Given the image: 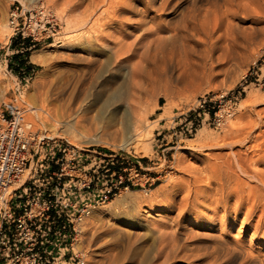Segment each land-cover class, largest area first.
I'll return each instance as SVG.
<instances>
[{"label": "rangeland", "instance_id": "rangeland-1", "mask_svg": "<svg viewBox=\"0 0 264 264\" xmlns=\"http://www.w3.org/2000/svg\"><path fill=\"white\" fill-rule=\"evenodd\" d=\"M12 1L0 0V21L6 22ZM26 1L30 6L43 3L51 7L64 21L59 33L61 43H53L51 50L55 52L49 62L43 66L32 61L34 51L47 48L49 44H42L29 56L36 70L25 93L34 91L37 76L44 71L47 84L40 89V97L30 102L44 106L58 122H55L57 129L48 126L45 130L57 131L59 136L56 137L64 136L78 146L119 150L131 158H142L147 175L163 170L160 180L152 186L144 183L146 177H143L141 184H131L127 189L122 187L104 202L99 198L103 189L99 183L95 196L93 192L90 196L82 194L81 197L86 196L83 203L91 205L77 221L84 206L79 197L71 199L67 222L70 228L74 223L76 231L67 238V255L59 257L56 264H187L181 257L185 252L192 255V262L188 264H240L242 260L235 257L230 241L249 245L255 255L264 259L261 211L246 221L248 204L245 203L233 218L218 203L222 199L233 203L236 189H240L238 194L246 195L245 190L251 189L250 185L256 182L243 180L247 185L225 184L218 192L212 184H207L212 181L213 164L226 161L229 148L187 150L190 168L180 169L176 164L180 148L197 144L200 134L208 138L251 134L258 136L259 143L264 141V2L256 8L249 6L250 11L248 7L240 11L224 38L220 37L223 33L215 15L209 20L199 15L200 8L209 6L197 0H168L161 11L157 10L155 0ZM72 14L82 17L80 20L90 19L91 23L85 30L65 37L63 33ZM207 31H212V36ZM158 33L164 37L161 43L156 37ZM3 38H0L2 46L8 42V37ZM4 50L6 48L0 49L2 72H5L1 56ZM137 64L139 70L134 82L132 67ZM7 73L8 77L15 78L13 72ZM8 77L5 76L0 84V101L6 100L16 87ZM239 87L244 93L235 109L238 120L233 133L228 131V124L221 129L204 126L178 145L163 142L159 147L156 128L163 124L160 119L172 114L175 106L205 92ZM134 109L137 112L147 109V124L152 131L145 144L130 141L125 146L113 145L118 141L123 144L131 137ZM27 118L36 128L44 129L32 118ZM49 119L52 121L48 116ZM144 146L147 152L142 151ZM243 146L238 144L233 150L244 155L246 146ZM162 153L167 158L166 163L159 156ZM171 190L178 193L176 204L169 206L166 201ZM186 196L188 199L184 200ZM165 209L171 211L167 212V220L158 219L156 213H163ZM96 210L98 214L93 213ZM200 214L213 223H224L225 229L220 235L216 230H208ZM89 216H93V223L90 220L87 225H81ZM159 249L166 255L157 256Z\"/></svg>", "mask_w": 264, "mask_h": 264}, {"label": "built area", "instance_id": "built-area-1", "mask_svg": "<svg viewBox=\"0 0 264 264\" xmlns=\"http://www.w3.org/2000/svg\"><path fill=\"white\" fill-rule=\"evenodd\" d=\"M6 23L10 35L0 45L6 48L1 56L5 70L13 72L18 81L11 95L0 101V264H56L67 255V238L76 231L74 223L70 228L67 222L71 199L79 197L84 206L77 221L91 205L83 203L85 195L93 192L95 196L99 183L103 189L98 195L104 202L122 187L141 184L143 177L152 186L163 170L147 175L142 158H131L119 150L77 146L64 136L54 137L36 128L27 118L23 100L36 70L27 68L29 56L42 44L61 43L63 21L43 3L24 7L14 0L7 9ZM15 54L21 55L22 65L13 58ZM243 93L241 87L205 92L178 104L156 128L159 147L163 142L178 145L204 126L221 129ZM159 156L167 162L165 154Z\"/></svg>", "mask_w": 264, "mask_h": 264}, {"label": "bare ground", "instance_id": "bare-ground-1", "mask_svg": "<svg viewBox=\"0 0 264 264\" xmlns=\"http://www.w3.org/2000/svg\"><path fill=\"white\" fill-rule=\"evenodd\" d=\"M15 1L20 2L24 7H30L29 3H27L26 0H15ZM167 1L168 0H155V6L157 7V10L161 11V10L165 9L166 5H168ZM197 2H201V3L209 6V7L204 8V9L198 7V9L200 8L199 15H202V17H204L205 20L206 19L209 20V18L212 14L215 15L214 19L216 20L217 26L222 30V33H223L220 35V37L226 38L227 33H228L229 29L232 27L233 21L236 20V17L239 14V12L240 11L242 12V10L246 9L247 7H248L247 10L250 11L249 6H251V5H255V7L251 6V8H256L257 5L259 7V4L263 3L264 0H197ZM120 3H121V1H120ZM34 5H36V4H34ZM34 5H32V6H34ZM196 6L194 5L193 8L197 9ZM190 12H192V11H190ZM74 15H77V14H74ZM72 16H73V14H72ZM72 16L71 17L69 16L70 19L67 18V20L68 19L69 20L67 21L66 30L63 33V35L65 37L72 36V34L78 32V31L85 30L88 27L89 23H91L90 19H87V20L81 19L80 20L79 18H82V17H79L78 15H77V17H79V18H76V16H73V17ZM234 23H236V22H234ZM8 32H9V27H8L7 23L5 22V20L0 21V38L2 39V37H4V38L8 37L7 36ZM219 33H220V31H219ZM207 34L211 35L212 31H207ZM192 35H194V34H192ZM162 36L159 33H158V36L156 34L157 40L160 43L162 41H164V39H163L164 37H162ZM107 37H108V35H107ZM52 46H54L53 43L49 44L47 48L34 51V53L32 55V61L45 66L49 62V60L51 58V54L53 52H55V49L51 50ZM132 68H133L132 79L135 82L136 78H137V70H139L138 64L136 66H133ZM3 69L5 70V64L3 66ZM5 76L8 77L7 71L6 70H5V72L0 71V84H2V81L5 79ZM8 78L10 81H13L15 83V85L17 84L15 78L12 75H10V77H8ZM46 78H47L46 73L44 71L40 72L37 76L36 81H35L36 86H35L34 91H28L26 93L24 92L23 100L26 104L25 110L27 113V117L32 118V120H34L35 122H37L41 126H43L44 130L48 126L53 128V129H57V124H56V123H58L57 119H55L54 116L51 115V113L48 110H46L44 108V106H42L41 104L36 105L34 102H32L34 104H32L30 102V100H34L37 97H40L39 92H40V89L42 88V86L47 82ZM61 88H63V87H61ZM63 89H65V88H63ZM63 89H59V90L63 91ZM58 93H60V92H58ZM0 95L2 96V94H0ZM247 99H248V97L245 100H247ZM249 99H250V97H249ZM192 100H194V99H192ZM192 100H190V101H192ZM185 103H187V102H185ZM133 112H134L135 118H134V124H133V128H132L131 137H129V139L127 138L128 140L125 139L126 141H123L124 142L123 144L118 141L117 143L115 142L113 145L120 147V146L128 145L129 143L134 142V141L135 142L136 141H142V144H145V140H147V137L149 136V134L152 131V128L151 127L149 128L150 124H147V121H148L146 118L147 109H144L140 112H137V110L134 109ZM48 116L52 118L53 122L50 119L49 120L51 122L48 121ZM237 120H238V115H236V111H234L230 116H228L226 118L224 126H226L228 124V131L230 133L231 132L233 133V131L235 130ZM39 129H41V128H39ZM56 132L57 131H54L53 133H50V135L54 136V137L59 136ZM237 136L238 135H236V137L231 136V135H227V136L225 135L223 137L216 136V137L208 138L207 136L200 134L197 144L190 145V146H184V147L180 148V152H179V154H177L176 164H177V166L180 167V169L181 168H187V169L190 168V164H188L190 161V156L186 154L187 150H192V151H193V149H196L198 151H201L204 149H207V150L208 149H220L221 150V148L228 147L230 152L227 155L228 156L227 160L224 161L223 163H220V164H216L214 162L216 165L213 164L214 167L210 166V169H211V167L213 169L212 174H211L212 181L208 182V180H207L206 182H208L207 184H212L211 186H214L215 190H217V192H218V190L223 189L222 187L225 184H232L233 183V185H239L242 183L245 184L246 181L248 182V180H252V182L255 181L256 184L255 185L253 184L254 187H252L253 185L251 184L250 185L251 189H249L248 191L245 190L246 192H248V193H246V195L238 194L237 191H239L240 189L239 190L236 189L235 193L233 194V196H234L233 203H229L226 199L225 200L222 199V201H220L218 203H220V207L222 208V210H224V212L226 214L232 215L233 218H235L237 216V214H239L241 212L242 207L246 203V204H248L249 210L245 214L244 220L247 221V219H250L249 217L252 214H254L255 212H257L258 210L261 211V214L260 213L259 214L264 219V141L262 140V142L260 141V143H259L258 138H257L258 136L254 137V136H251V134H247L245 136H238V137ZM238 144H241V145L244 144V146H246L245 147L246 153H244V155H242V153H240L239 150H238V152L233 150V146L236 147V145H238ZM142 151L147 152L148 148L146 146H144ZM183 155H184V157H183ZM192 165H191V168H192ZM25 175H24V177H25ZM242 177H244V178H242ZM243 180H246V181H243ZM19 184H20V182H18L16 184V186H18ZM246 185H247V183H246ZM236 188H237V186H236ZM230 189H232V188H230ZM230 189H229V191H230ZM241 189H242V187H241ZM243 189H244V187H243ZM225 190H227V187ZM225 190H224V192H226ZM177 193H178V191L171 190L169 192V198L166 201L168 203H166V204H169V206L175 205L176 204L175 196L177 195ZM243 193H244V191H243ZM221 195H223V194H220V196ZM231 195H232V193L227 194L226 198L230 197ZM215 198H217V196ZM187 199H188V197L184 200H187ZM213 200H214V198H213ZM216 200L217 199H215V202H216ZM182 201H183V198H182ZM215 202H214V205H215ZM214 208H215V206H214ZM216 209H217V207L215 208V210ZM177 211H178V209H177ZM180 211H182V209H180ZM180 211L178 213V216L181 214ZM167 212H171V211L169 209H165V211H163V213H156V216L160 220H167L166 217H168V215H169V214H167ZM93 213L98 214L99 211L96 210V211H93ZM175 214H177V213H175ZM200 215H201V217L203 216L202 214H200ZM174 216H176V215H174ZM92 217L93 216L85 217L83 219L82 223H80V224L81 225H84V224L87 225L90 222ZM203 218H205V219H203L205 221L203 224H204V226L208 227V230H210V231L216 230L218 235H220L222 233L223 229H225L224 223H219V224L213 223L207 217L203 216ZM92 221L93 220H91V223H93ZM184 225L188 226V223H184ZM223 236H224V234H223ZM230 243L232 244L233 251L235 252V254H234V255H236L235 257L236 258L239 257L242 260V262L239 261V262H241L240 264H264V259L261 258L259 255H255V253L252 251V249H250L249 245L243 246L240 242H234V241H230ZM169 245H171V244L169 243ZM175 246H177V245H175ZM168 248L169 249L170 248L176 249V247H168ZM179 249H180V247H179ZM162 251H163L162 249H159L157 252V256L164 255L165 251H163V252ZM166 253H167V251H166ZM168 254L169 253H167V255ZM225 254H226V252H225ZM228 254H229V252H228ZM173 255H175V253ZM187 255H188V257H187ZM157 256H155V257L157 258ZM168 257H169V255H168ZM181 257H183V260H185L184 262H186L187 264L192 262L191 261L192 255L187 254V252H185L184 255Z\"/></svg>", "mask_w": 264, "mask_h": 264}, {"label": "trees", "instance_id": "trees-1", "mask_svg": "<svg viewBox=\"0 0 264 264\" xmlns=\"http://www.w3.org/2000/svg\"><path fill=\"white\" fill-rule=\"evenodd\" d=\"M13 58L16 59V60H19V65H22L23 62H24V60L21 58L20 54L13 55ZM31 67H34V66L32 64L27 65V68H31Z\"/></svg>", "mask_w": 264, "mask_h": 264}]
</instances>
